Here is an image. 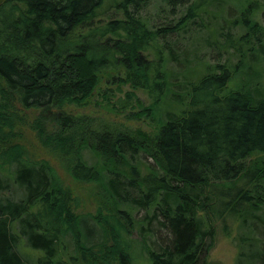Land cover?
I'll list each match as a JSON object with an SVG mask.
<instances>
[{
    "label": "trees",
    "instance_id": "1",
    "mask_svg": "<svg viewBox=\"0 0 264 264\" xmlns=\"http://www.w3.org/2000/svg\"><path fill=\"white\" fill-rule=\"evenodd\" d=\"M230 2L0 6V264H213L218 234H234V264H264V27L244 0L231 22L239 36L222 27L212 33L214 45L220 39L224 52L237 56L235 64L196 54L190 61L196 49L182 51L183 59L176 51L209 8ZM152 5L155 17L147 13ZM256 51L263 65L256 58L251 66ZM238 74L242 82L229 87ZM111 84L130 89L122 110L138 102L137 92L149 98L131 115L149 120L151 133L83 130L78 111ZM43 109L55 116L44 125L50 131L27 118ZM25 127L69 179L95 185L105 213H74L72 190L50 161L30 160L13 143L14 129ZM154 222L167 232L166 243L147 239Z\"/></svg>",
    "mask_w": 264,
    "mask_h": 264
},
{
    "label": "rangeland",
    "instance_id": "2",
    "mask_svg": "<svg viewBox=\"0 0 264 264\" xmlns=\"http://www.w3.org/2000/svg\"><path fill=\"white\" fill-rule=\"evenodd\" d=\"M247 1H250V5L255 12V19L261 26L264 27V0ZM243 5L244 0H232V2H230L228 5H214L209 8L207 14L202 15V19H198L196 21V24L192 26V29H194V31H192L194 36L191 34L192 37L188 39V34L184 36L185 39L181 38L182 40H180L176 44V51L181 55V52L186 48H188L190 51L196 49L194 53H189L188 57L190 61L193 60V55L196 54L197 59L200 58V60L208 62L210 64L217 61L220 63H228L226 62V60H230L228 64L229 66L235 64L237 62V56L232 55V51L225 50L224 52V49H222L221 46V42L223 41L220 39L218 40L220 44L214 45L212 43V39H214L212 33L214 29H219V27H222L224 29V32H230L232 38H237L240 32L239 30L232 27L231 22L238 18V9H241ZM235 7L238 9H236ZM147 13L150 16L155 17L156 13H158V8L152 5L147 9ZM112 14L113 13L110 11L109 14L102 15L100 19H97L94 23L100 20L106 21V19L111 17ZM160 15V18H157L158 23L162 22L163 16L167 14L162 13ZM209 37H211L210 40H208ZM254 49H256V47H254ZM250 54L252 53H248L249 56ZM253 55H256V57ZM253 55L249 60L251 66L255 64L254 61L256 58L260 62L262 61L261 57H263L262 53L257 51ZM183 57L184 55L182 54L181 58L183 59ZM259 64L263 65V62H260ZM262 76H264L263 73ZM241 79H244L243 75L238 74L236 76V82L230 83L229 87L234 88L236 83L240 84L242 82H239ZM261 82L264 83V80L261 79ZM101 90L103 91H101L98 97L93 99L92 103L89 106L78 111L79 113H81L79 115L83 116L81 117L83 121L85 120V124H83V130L86 129L95 133H127L135 131L141 134H148L154 130V126H151L149 120H146V118L139 117L138 115H131L132 113H139L141 111V108L149 105L150 100L145 94H143L142 92H137L136 97L138 98V102H132L130 105H128L127 109L122 110L121 108L126 101L125 93L130 90L128 87L124 86L122 88H118V86L111 84L107 87L104 85ZM104 92L107 93V99H103ZM27 115V118H29V120L38 117L42 126L46 125L47 123H52L55 118L54 113H52L49 109L30 112ZM44 128L48 131H50L51 129V127L46 128V126H44ZM45 133L51 134L49 132ZM35 137V133L31 129L25 127L24 129H22V132L14 129L12 139L13 143L20 144L23 147L26 156L30 160L46 159L50 161L51 165H53L55 170H57L64 183L72 190L75 201V214H80L81 216H94L99 210L105 213L106 208L104 207V202H106V198L103 195L100 196L98 194L100 191L95 187V185L92 183H78L72 181V179H69L68 175L64 171L65 168L63 167L61 162L57 163L56 159L54 160L53 157H50L51 155ZM141 160L144 164L150 163V160L146 158L144 159V157L141 158ZM145 173L146 171L142 167L141 175H144ZM102 197L104 198V200ZM101 199L103 203L100 201ZM143 215L144 213L141 211L136 214V218H141ZM146 228L147 230H149V226H147ZM148 232H146L148 240H155L160 244L167 242V232L158 224L156 225L155 222L152 224V226L150 227V231ZM233 235L230 238H225L221 234L217 235L214 246L209 253V260L211 263L234 264L237 250L235 242L232 239ZM134 237L136 238L135 233ZM141 256V258L144 260V254H141Z\"/></svg>",
    "mask_w": 264,
    "mask_h": 264
},
{
    "label": "water",
    "instance_id": "3",
    "mask_svg": "<svg viewBox=\"0 0 264 264\" xmlns=\"http://www.w3.org/2000/svg\"><path fill=\"white\" fill-rule=\"evenodd\" d=\"M6 2V0H0V6L2 5V4H4Z\"/></svg>",
    "mask_w": 264,
    "mask_h": 264
}]
</instances>
